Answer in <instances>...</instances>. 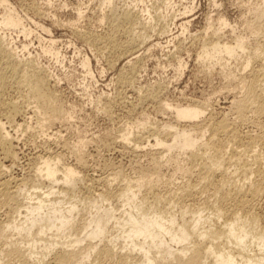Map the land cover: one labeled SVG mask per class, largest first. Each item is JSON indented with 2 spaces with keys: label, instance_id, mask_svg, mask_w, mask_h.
Segmentation results:
<instances>
[{
  "label": "bare ground",
  "instance_id": "6f19581e",
  "mask_svg": "<svg viewBox=\"0 0 264 264\" xmlns=\"http://www.w3.org/2000/svg\"><path fill=\"white\" fill-rule=\"evenodd\" d=\"M113 4V0H103L95 22L91 21L92 17H84L77 11V17L71 23L78 25L87 18L92 22L91 28L87 32L83 30L82 35L88 34L92 42L104 43L106 47L109 43L110 55L116 53L117 57L127 58L137 52L140 44L137 38L147 24L140 19L144 10L130 5L120 12L115 9L108 13L103 11ZM45 5V9L53 13V25H67L65 19L58 17V9L63 6L49 1ZM32 6L37 13L41 12L42 6L35 3ZM252 6L257 19H263L264 0ZM29 20L32 18L21 14L8 0H0V203L20 216L14 221H0V238L5 232L10 236L6 252L0 254V264H264V206L258 204L264 195V85H259L264 82V59L258 58L259 48L249 51L243 35H233L229 41H224L218 36L219 29L212 33V39L195 38V43L200 46L199 61L214 58L225 68L229 61L244 55V70L253 65L248 75L237 77L231 70L227 75L228 81L236 80L228 87L242 91L241 97L232 95L234 98L227 108L234 117L230 118L226 108L220 107L218 112H212L200 121L205 112L202 106L163 102L160 100L161 86L146 90L140 97L141 103L151 101L158 103L163 111H171L173 123H165L163 132L155 127L147 128L146 136L133 139L134 129L144 128L145 122L129 123L120 135L121 140L113 139L111 144L124 149L134 141L131 149L136 151L143 146L142 139H146L155 147L153 154L149 153V166L138 168L135 185L127 182L125 186H113L108 180L97 189L88 185L85 191L93 195L97 192V198L86 201V198L70 197L69 189L64 187L72 185V178L88 171L83 144L66 148L67 143L61 141L62 147L54 150L53 147L60 143L59 131L43 133L44 137L38 140L30 123L33 117L27 115L30 113L29 102L24 98L8 99L6 95L8 89L25 87L28 98L34 102V110H31L42 116L38 119V127L52 124L59 118L66 119V114L69 117L57 93L60 77L45 67L30 64L31 61L24 57L27 45L23 44L19 49L8 33L17 30L27 37L33 32L27 26ZM220 21L225 24L224 19ZM106 22L110 29L98 32L97 27ZM188 22L181 23L182 29H186ZM38 26L51 34V27ZM118 35L126 39L123 37L124 40L119 41ZM47 44L41 46V52L61 60L63 54L56 46L57 40L50 37ZM132 58L135 61L127 60L128 68L120 75L124 92L134 81L137 69L138 57ZM81 63L87 74H91L89 58H83ZM104 107L108 109L109 104ZM247 124L256 127L257 132L241 128ZM17 132L27 142L42 149L27 163L30 171L27 182L26 178L9 173V168L18 159ZM63 148L71 155L72 163L61 162ZM200 148L202 153L198 152ZM174 149L189 151L191 163L201 166L196 176L205 181L202 190L196 191L194 184L189 183L185 192L176 193L166 206L144 205L143 191L146 195H157L156 183L163 180V164L158 155ZM207 159L211 160L208 162ZM230 167L233 169L228 172ZM182 171L187 174L191 169L183 167ZM238 171L245 178L250 176L248 185H239L235 180ZM149 173L157 175L155 181L144 180ZM40 180L49 182L46 190L35 185V181ZM92 181L97 180L92 178ZM133 186L137 187L136 191ZM143 186L144 190L141 189ZM207 189L213 190L210 204L203 201L199 203L202 206L196 205L197 195ZM87 202L90 207L85 206ZM22 206H26L23 216Z\"/></svg>",
  "mask_w": 264,
  "mask_h": 264
},
{
  "label": "rangeland",
  "instance_id": "374dc122",
  "mask_svg": "<svg viewBox=\"0 0 264 264\" xmlns=\"http://www.w3.org/2000/svg\"><path fill=\"white\" fill-rule=\"evenodd\" d=\"M8 1L21 14H27L33 20H29L27 23V26L33 30L27 37L17 30L8 32L11 34L13 44L19 49L23 44L27 45L24 57L31 61L30 64L45 67L60 77L61 81L56 87L57 93L63 108L69 113V117L66 114L67 118H63L65 121L59 118L60 123L56 121L38 127V119L42 116L33 112L34 102L32 98H28L26 88L8 89L6 95L8 99L24 98L29 102L30 113L27 115L33 117L30 123L33 131L37 132L38 140L43 138L46 132L50 134L59 131L60 143H58L59 146L52 145L56 146L53 147L54 150H59L62 147L61 141L67 143L66 148L83 144L87 155L88 171L72 178V185H64L69 189V196L76 199L82 197L88 201L90 198H97L95 195L97 192L94 191L93 195L91 192H86L87 190L84 188L88 185H93L95 189L100 188L105 180H108L113 186H125L127 182L135 185L137 184L138 168L149 166V153L153 154L155 147L149 145L146 139H142L143 146L136 151L131 149L134 141H131L124 149L111 144L113 139H116L117 142L121 140L120 135L126 131L129 123L145 122L144 128L139 126L134 129L132 139L136 136H146L147 128L155 127L163 132L165 123H173L174 118L171 111H163L157 105L158 103L151 101L141 103L140 97L146 90L161 86L163 89L160 100L163 102L173 105L196 103L202 106L205 112L200 121L208 117L210 113L218 112L220 107L226 108L225 112L230 118L234 117V114L230 113L227 108L230 101L233 100V96L241 97L242 91L238 90L239 93H237L236 90L228 87V85H233L236 80L228 81L227 75L230 70L233 74H237V77L240 74L248 75L253 65L251 64L244 70V55L240 56L238 61H229L225 68L214 58L199 61L197 53L200 46L195 43V38L210 37L212 39V33L216 29H219L218 36H221L224 41H229L233 35H243L246 38L249 51H254L258 47V58L264 59V23H262L264 18L258 20L252 9L253 3L260 4V0H113L112 6L103 9L105 13L111 9L120 12L125 6L135 5L137 9L144 10L140 19L147 22L140 37L137 38V42H140L136 48L137 52L127 58L117 57L116 53L110 55L111 45L109 43L106 47L104 43L92 42L88 39V34L82 35L83 30L85 32L90 30V24L95 22L96 17L101 13L103 0ZM48 1L64 7L58 9V17L62 20L65 19L64 23L67 25H53V13L51 10L45 9V4ZM34 3L42 6L40 13L35 11L36 9L32 6ZM77 11H80L84 17H92V22L90 23V20L84 18L78 25L72 24L71 22L77 17ZM221 19L225 20V24L221 23ZM186 21L189 22L184 30L180 25ZM38 24L51 27V34L44 32ZM209 25H211L210 29H208ZM97 29L98 32H104L110 28L106 22ZM114 29L113 27L112 31ZM50 37L57 40L56 46L63 54L59 61L41 52V46L48 45L47 39ZM119 37H121L119 41L126 39L122 35ZM135 56L138 57V61L134 81L127 85L126 89L124 88V92L120 83V75L128 68L126 61L129 59L135 61L132 58ZM85 57L90 60L91 74H87L85 68L82 67L81 62ZM259 85L263 86L264 82ZM104 104H109L108 109H105ZM133 106L136 107L133 108ZM241 128L257 132L256 127L252 125H243ZM160 135L163 134L160 133ZM15 136L18 137L15 142L18 159L15 165L9 168V173L18 178H26L27 182L30 175L27 163L31 162V158L35 157L42 149L27 142L20 132H17ZM64 148L61 162L72 163L71 155ZM198 152L202 153L203 150L200 148ZM158 159L163 164L162 175L165 181L156 183L157 195H146L143 191L146 201L144 205L156 203L166 206L168 200L172 201L176 193H184V188L189 183L194 184L196 191L202 190L205 181L196 176L201 171V166L191 163L189 151L174 149L158 155ZM210 160L207 159L208 162ZM177 166L182 168H175ZM183 167H189L191 172L184 174ZM232 169L230 167L227 171L230 172ZM156 177V174L149 173L144 180L150 178L155 181ZM234 177L235 180H238L239 185L245 186L249 183L248 177L250 176L245 178V175L240 171ZM92 178L98 182L92 181ZM98 178L104 180L100 181ZM60 179L63 180V178ZM35 185L46 190L49 182L47 180L35 181ZM132 189L136 191L137 187L133 186ZM141 189L144 190L145 187L143 186ZM263 196L258 201L259 206L262 207L264 206ZM212 199L213 190L207 189V191L198 194L196 202H194L197 203L196 205L202 206L200 204L203 201L210 204ZM159 201H161L160 204ZM85 206L90 207V204ZM7 207L0 203L1 222L20 218L14 210ZM25 208L26 206H22L20 209L22 216L26 213ZM207 210L205 212H212L211 209ZM7 235L9 233L5 232L4 237L0 238L1 256L6 252L7 241L10 239V236Z\"/></svg>",
  "mask_w": 264,
  "mask_h": 264
}]
</instances>
